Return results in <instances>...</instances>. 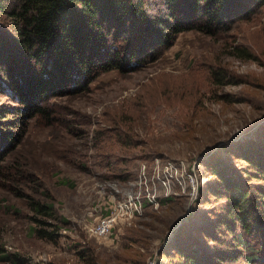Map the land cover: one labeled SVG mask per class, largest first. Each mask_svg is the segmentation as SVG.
<instances>
[{
	"label": "rangeland",
	"instance_id": "rangeland-1",
	"mask_svg": "<svg viewBox=\"0 0 264 264\" xmlns=\"http://www.w3.org/2000/svg\"><path fill=\"white\" fill-rule=\"evenodd\" d=\"M146 1L152 12L166 14L161 0ZM236 47L251 57L239 56ZM214 71L235 83L216 84ZM9 103L0 95V106ZM52 110L51 121L31 120L2 164L0 264H10L1 257L14 253L29 264H172L162 249L179 229L182 241L199 242L202 252L225 250L227 243L196 235V226L222 202L200 192L213 179L202 161L216 154L231 159L226 149L264 138V7L229 31L182 32L155 61L136 71L104 73L90 91L54 99ZM155 158L185 164L170 193L160 191L172 199L158 209L147 204L141 217L108 238L92 235V224L114 201L112 187H129L143 165L151 172ZM119 172L123 176L115 178ZM35 201L54 204L61 226L55 240L35 233Z\"/></svg>",
	"mask_w": 264,
	"mask_h": 264
},
{
	"label": "trees",
	"instance_id": "trees-1",
	"mask_svg": "<svg viewBox=\"0 0 264 264\" xmlns=\"http://www.w3.org/2000/svg\"><path fill=\"white\" fill-rule=\"evenodd\" d=\"M160 2L165 15L152 12L146 0H0V95L11 102L0 106V170L33 118H55L54 99L90 91L104 73L139 70L174 45L182 32L229 31L264 7V0ZM236 52L251 57L244 47H236ZM212 76L216 84L235 83L223 71ZM117 137L127 142L124 133ZM225 151L231 159L219 154L211 160L208 155L203 158L213 179L200 186V192L222 202L214 215L196 226V235L227 243L226 249L202 252L196 248L199 242L182 241L179 229L162 249L172 264H264V138ZM171 199L163 197L160 202ZM31 207L38 225L35 233L55 240L61 226L55 223L54 204L35 201ZM221 232L230 237L229 242ZM85 251H80L82 256ZM1 258L10 264H29L18 253Z\"/></svg>",
	"mask_w": 264,
	"mask_h": 264
},
{
	"label": "built area",
	"instance_id": "built-area-1",
	"mask_svg": "<svg viewBox=\"0 0 264 264\" xmlns=\"http://www.w3.org/2000/svg\"><path fill=\"white\" fill-rule=\"evenodd\" d=\"M153 163L149 165L151 172L147 171V166L143 165L141 173L138 175L134 183H130L129 187H112L111 196L114 201L107 210L106 215H102L92 224L91 234L96 238H108L113 235L114 230L120 226L131 224L136 218L143 215L147 204L158 209L161 206L160 198L171 196L160 191L168 190L170 193L172 180L179 173V169L185 164L175 161H162L155 158ZM149 167V170H150ZM191 170L187 173L192 178ZM132 184V185H131ZM192 184L194 180L192 178ZM173 188V187H172ZM199 190L194 187L193 195L197 197ZM155 259H150L148 264H156Z\"/></svg>",
	"mask_w": 264,
	"mask_h": 264
}]
</instances>
